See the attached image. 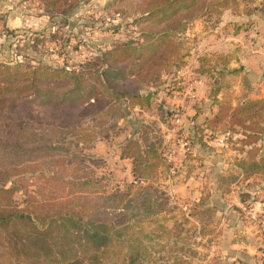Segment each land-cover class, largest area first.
I'll list each match as a JSON object with an SVG mask.
<instances>
[{
  "label": "rangeland",
  "instance_id": "rangeland-1",
  "mask_svg": "<svg viewBox=\"0 0 264 264\" xmlns=\"http://www.w3.org/2000/svg\"><path fill=\"white\" fill-rule=\"evenodd\" d=\"M148 1L67 0L50 8L47 0H0V62L74 65L124 41L169 36L144 69L136 67L134 87L153 93L148 106L105 108L83 119L73 112L69 122L27 103L13 112L0 110V128L13 118L34 129H68L74 141L63 162L34 160L15 178L40 199H50L62 192L54 181L46 184L50 177L93 172L103 178L96 195L104 199L136 179V148L129 149V141L141 149L160 146L165 160L174 148V171L166 161L168 171L159 167L144 182L166 202L163 250L154 255L164 264H264V175L248 176L236 166L245 155L242 125L209 123L224 105L262 101L246 114L255 113L247 123L262 132L255 145L258 158L264 156V0H204L174 25L144 21ZM44 37L48 41L41 43ZM178 114L194 125L179 128ZM182 137L191 142L188 153ZM16 199L22 203L21 191Z\"/></svg>",
  "mask_w": 264,
  "mask_h": 264
},
{
  "label": "trees",
  "instance_id": "trees-1",
  "mask_svg": "<svg viewBox=\"0 0 264 264\" xmlns=\"http://www.w3.org/2000/svg\"><path fill=\"white\" fill-rule=\"evenodd\" d=\"M62 2L67 0H47V5L52 8L59 3L60 7ZM203 2L149 0L142 18L174 25L182 12ZM166 36L169 37L165 32L158 33L145 43L124 41L74 65L2 61L0 110L7 108L13 112L27 103L33 111L69 122L67 118L73 112L83 119L98 115L105 108L125 110L132 103L148 106L153 93H142L134 87L136 67L144 69L150 63L155 48L166 43ZM47 41L44 37L41 43ZM123 103L126 107L121 106ZM260 103L244 101L236 108L227 104L209 120L224 127L228 122L244 127L241 149L245 155L237 159L236 166L248 176L264 175V156L258 158L259 148L255 145L262 132L247 123L255 113L246 114ZM163 111L168 114L167 109ZM23 125L9 118L5 127L0 128V264H164L154 253L163 250L160 239L167 231L166 202L152 183L144 185L159 167L168 171L160 146L151 144L141 149L137 141H129V149L136 148L132 154L136 179L104 199L96 195L103 178L93 172L67 179L50 177L46 184L54 181V185L62 186L61 195L40 199L15 178L20 175V168L34 160L58 158V162H63L68 144L74 141L68 138V129L52 128L50 132ZM70 125L75 131L74 125ZM20 191L22 203L16 199ZM27 214L33 215L39 224Z\"/></svg>",
  "mask_w": 264,
  "mask_h": 264
},
{
  "label": "built area",
  "instance_id": "built-area-1",
  "mask_svg": "<svg viewBox=\"0 0 264 264\" xmlns=\"http://www.w3.org/2000/svg\"><path fill=\"white\" fill-rule=\"evenodd\" d=\"M196 82L201 83V80L197 79ZM175 121L178 124V127L179 126H182V127L186 126L187 127V126H190V125H194V121H192V120L188 123V125L184 124L183 120H182V117L179 114H178V116H177ZM182 127H179V128H182ZM226 138H227L226 135H223L222 137L219 138V140L221 141V143L224 144ZM180 145H181L182 149H184L185 153H188L191 150V146H192L191 142L189 140H187L185 137H182L180 139ZM175 151H176V149L173 148V150L170 151L169 155H166V161L170 165V171L171 172H173L174 168L176 167V161H175L176 159H175V156H174Z\"/></svg>",
  "mask_w": 264,
  "mask_h": 264
},
{
  "label": "water",
  "instance_id": "water-1",
  "mask_svg": "<svg viewBox=\"0 0 264 264\" xmlns=\"http://www.w3.org/2000/svg\"><path fill=\"white\" fill-rule=\"evenodd\" d=\"M27 217H28L30 220H32L33 222L38 223V222L35 220V218L33 217V215H31V214H27ZM38 224H39V223H38Z\"/></svg>",
  "mask_w": 264,
  "mask_h": 264
},
{
  "label": "crops",
  "instance_id": "crops-1",
  "mask_svg": "<svg viewBox=\"0 0 264 264\" xmlns=\"http://www.w3.org/2000/svg\"><path fill=\"white\" fill-rule=\"evenodd\" d=\"M201 83L203 84L204 83V78L201 77ZM197 85H198V82H197ZM199 86V85H198Z\"/></svg>",
  "mask_w": 264,
  "mask_h": 264
}]
</instances>
